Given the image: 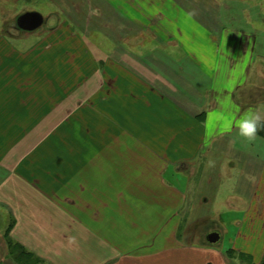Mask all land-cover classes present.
<instances>
[{
    "label": "crops",
    "instance_id": "0c3cea01",
    "mask_svg": "<svg viewBox=\"0 0 264 264\" xmlns=\"http://www.w3.org/2000/svg\"><path fill=\"white\" fill-rule=\"evenodd\" d=\"M100 1L147 31L153 52L74 50L65 46L74 34L55 16L46 53L0 49L3 252L11 241L35 264H260L264 137L249 142L235 126L249 109L264 122L258 8L216 0L223 20L211 31L177 0ZM237 10L244 28L226 29L234 26L224 12ZM160 42L184 53H161ZM232 172L225 200L192 197L196 177L215 186ZM225 210L241 215L227 250L217 245L221 236L207 239L225 233L224 223L207 224Z\"/></svg>",
    "mask_w": 264,
    "mask_h": 264
},
{
    "label": "rangeland",
    "instance_id": "374dc122",
    "mask_svg": "<svg viewBox=\"0 0 264 264\" xmlns=\"http://www.w3.org/2000/svg\"><path fill=\"white\" fill-rule=\"evenodd\" d=\"M177 2L180 5L182 4L183 8L186 6L190 13L192 12L196 18L203 21L202 23H207L208 25L206 26L211 31L220 29V26L218 27L216 24V22L220 23V19L223 20L220 16V2L218 3L216 0H177ZM251 5L258 8L257 10L264 20V0H252ZM29 11H37L42 14L44 23L32 31L21 30L18 28L17 19L21 14ZM116 12L105 8L100 0H0V34L4 37L0 40V49L7 50L11 46L13 50H16V53H32L34 58L39 56L40 53H46L47 45L55 43L51 42L52 36L48 37L51 31L48 29L47 21L55 16L58 22H65L64 29L66 33L74 34V42L71 40L65 41L66 47L71 46V48L73 47L76 50L79 43L81 50L85 53H106L107 55L110 53H152L156 40L147 31L143 36L133 26L134 24H125L121 16L119 18V13L117 12V14ZM224 14H226V19H230L232 26H234L231 27L228 23L226 24V29L237 30L238 28H244L237 23L240 18H243L242 11H231L230 14L226 11ZM234 14L235 17L233 19L228 17L229 15L234 16ZM207 19L212 20L207 21ZM226 19L224 21H227ZM256 28L259 34L264 37V23ZM45 38L46 40H44ZM260 47H262L260 52L264 53L263 39ZM160 51H162L161 53H184L176 43L172 45L166 42H160ZM146 60L149 61L148 59ZM234 179L235 173L232 172V174H227L221 182L217 180V185L215 186H207V184L201 186L205 181L196 177L193 182V193L191 195L193 198L196 196L198 199L199 197H210V199L214 200L215 195L220 193V197L225 200L232 194ZM223 203H225L223 208H228V202L223 201ZM213 204L214 202L212 201L208 205H203L206 208L203 213L212 214ZM225 211L221 217L207 218V224L220 226L221 223H224L225 233L220 234L216 231L221 236L217 245L227 250L233 246L238 220L241 219V215L237 212ZM0 214L3 217L7 216L3 212ZM193 219L194 225L198 226V230L206 229L207 224L204 225L202 222L205 221L204 219H200L196 215H194ZM8 226V219L1 217L0 230L2 231L4 227ZM0 237L3 240V235H0ZM2 243L0 241V264H6L7 262L8 264H13L7 256H4V252L10 253V245L8 244V250L3 252ZM28 264L35 263L28 262ZM232 264L248 263L239 258H233Z\"/></svg>",
    "mask_w": 264,
    "mask_h": 264
},
{
    "label": "clouds",
    "instance_id": "9594fccd",
    "mask_svg": "<svg viewBox=\"0 0 264 264\" xmlns=\"http://www.w3.org/2000/svg\"><path fill=\"white\" fill-rule=\"evenodd\" d=\"M225 119L227 124L232 123L230 116ZM235 126L239 129V135L251 142L256 139L258 130L264 128V123L261 122V117L258 113L249 109L235 121Z\"/></svg>",
    "mask_w": 264,
    "mask_h": 264
},
{
    "label": "water",
    "instance_id": "95a60500",
    "mask_svg": "<svg viewBox=\"0 0 264 264\" xmlns=\"http://www.w3.org/2000/svg\"><path fill=\"white\" fill-rule=\"evenodd\" d=\"M44 23V17L37 11H29L21 14L17 19L18 28L25 31H32L40 27ZM207 239L211 243H215L220 239L217 232L208 234Z\"/></svg>",
    "mask_w": 264,
    "mask_h": 264
},
{
    "label": "trees",
    "instance_id": "16d2710c",
    "mask_svg": "<svg viewBox=\"0 0 264 264\" xmlns=\"http://www.w3.org/2000/svg\"><path fill=\"white\" fill-rule=\"evenodd\" d=\"M257 134L264 137V128L259 129ZM8 232L9 230L6 233V238H8ZM9 245H10L9 246L10 256L16 260L17 264H28V262L35 263V260H33L31 255L26 250H24L22 247L18 246L17 244L12 243L11 241H9ZM260 264H264V259Z\"/></svg>",
    "mask_w": 264,
    "mask_h": 264
}]
</instances>
